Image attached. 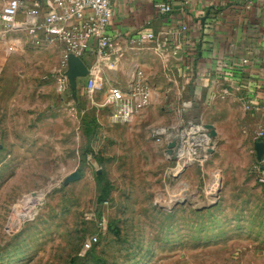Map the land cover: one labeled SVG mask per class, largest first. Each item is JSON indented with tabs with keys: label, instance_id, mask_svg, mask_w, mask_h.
Listing matches in <instances>:
<instances>
[{
	"label": "rangeland",
	"instance_id": "obj_1",
	"mask_svg": "<svg viewBox=\"0 0 264 264\" xmlns=\"http://www.w3.org/2000/svg\"><path fill=\"white\" fill-rule=\"evenodd\" d=\"M26 37L0 25V264H264L259 111L241 96L192 100L165 82L168 62L151 43L124 46L127 65L113 75L103 64L73 90L62 47ZM135 67L152 102L114 124L108 91ZM8 84L22 89V109L9 106Z\"/></svg>",
	"mask_w": 264,
	"mask_h": 264
},
{
	"label": "crops",
	"instance_id": "obj_2",
	"mask_svg": "<svg viewBox=\"0 0 264 264\" xmlns=\"http://www.w3.org/2000/svg\"><path fill=\"white\" fill-rule=\"evenodd\" d=\"M159 4H167L171 11L161 13ZM111 6L113 18L108 31L122 48L133 45L132 38L145 31L159 37L163 59L169 66L165 82L166 77L174 78L176 88L188 91L192 100L196 93L212 98L228 88L226 99L241 96L246 104H253V111L264 116V0H111ZM95 59L94 54H89L86 66L90 67ZM113 61L115 75L119 62L117 58ZM137 62L141 64L140 58ZM128 63L125 60L118 68ZM135 68L125 88L116 86L126 89L134 73L141 71ZM85 79L88 82L94 78L89 74ZM81 80L77 79L78 87ZM144 81L153 99L154 90L145 77ZM11 85L5 87L15 93L14 102L12 99L8 104L22 109L25 106L15 100H23L22 89ZM31 107L27 105V109Z\"/></svg>",
	"mask_w": 264,
	"mask_h": 264
},
{
	"label": "built area",
	"instance_id": "obj_3",
	"mask_svg": "<svg viewBox=\"0 0 264 264\" xmlns=\"http://www.w3.org/2000/svg\"><path fill=\"white\" fill-rule=\"evenodd\" d=\"M158 8L164 14L171 11L167 4H159ZM112 18L111 0H0V25L8 33H25L38 47L60 45L66 73L70 55L80 58L84 63L89 54L95 55V61L88 67L91 77L101 70L103 64L114 67L113 60L119 56L122 47L109 34ZM132 41L134 44L154 42L157 49L162 51L160 39L152 31L142 32ZM229 94V89L225 88L220 97L225 98ZM151 100L152 90L146 85L143 72L136 71L126 89L119 86L109 89L106 105H110L112 122L125 125L147 108ZM246 105L252 110V103L247 102ZM162 131L155 132V136L163 137L166 132ZM257 143H264V131L259 134L255 145ZM254 171L264 184V153L260 158L256 152ZM96 242L97 238L88 239L85 249H90Z\"/></svg>",
	"mask_w": 264,
	"mask_h": 264
},
{
	"label": "water",
	"instance_id": "obj_4",
	"mask_svg": "<svg viewBox=\"0 0 264 264\" xmlns=\"http://www.w3.org/2000/svg\"><path fill=\"white\" fill-rule=\"evenodd\" d=\"M66 74L72 89L75 90L77 88V79L87 77L89 75V70L83 60L73 55H70L69 68ZM206 127L210 130V137H215L216 132L214 127L211 125H206ZM180 149V145L178 144L177 140L174 139L167 145V154L173 156V158L176 159V155H179ZM255 150L257 152V155L261 158L264 153V143H257L255 145Z\"/></svg>",
	"mask_w": 264,
	"mask_h": 264
},
{
	"label": "bare ground",
	"instance_id": "obj_5",
	"mask_svg": "<svg viewBox=\"0 0 264 264\" xmlns=\"http://www.w3.org/2000/svg\"><path fill=\"white\" fill-rule=\"evenodd\" d=\"M186 163H188V162H182V163H180L179 165L180 166H182V165H185ZM178 174V173H177ZM30 211V210H29Z\"/></svg>",
	"mask_w": 264,
	"mask_h": 264
}]
</instances>
